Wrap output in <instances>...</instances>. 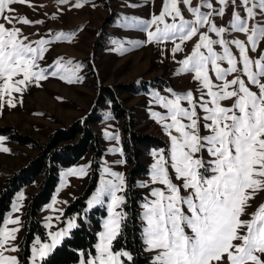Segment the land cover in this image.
Returning <instances> with one entry per match:
<instances>
[{
    "label": "snow or ice",
    "instance_id": "obj_1",
    "mask_svg": "<svg viewBox=\"0 0 264 264\" xmlns=\"http://www.w3.org/2000/svg\"><path fill=\"white\" fill-rule=\"evenodd\" d=\"M67 2L60 0L61 4ZM84 2L76 0L74 6L80 8ZM214 2L218 8L208 0H201L197 6H193V0H163L161 11L151 17L145 29L148 43H172L173 56L183 52L182 46L187 42L195 41L190 54L179 61L178 71L194 74L200 93L196 96L188 90L177 94L168 88L172 98L159 92L153 95L167 112H153L152 117L168 135L170 150L153 153L150 183L163 187L150 188L151 199L146 198L142 205L146 250L155 253L152 264H264V204L249 219H242L249 202L264 192V54L257 59L248 54L249 50L257 52L264 41V21L257 20L258 14L264 16V0ZM17 3L33 6L31 0H0V112L6 106L15 108L17 103L22 104L23 92L30 85L41 87L40 82L49 76H59L69 83L79 79L80 65L72 66L70 60H56L51 72L41 67L47 45L70 41L72 37L60 32L51 39L30 40L15 25L43 21L17 18L11 7ZM181 4L193 19L185 18ZM228 7L233 9L230 29L244 34L245 40L225 39L229 28L218 27L214 22L213 17H223ZM241 7L244 17L237 10ZM216 46L222 54L215 50ZM230 46L238 50L239 59ZM15 94H20L19 100ZM228 100L233 101L231 106L223 103ZM5 139L0 136V152L7 153ZM104 171L113 179L102 180L88 204L91 208L102 204L105 196L110 197L108 218L96 246L97 255L83 264H123L121 257L132 260L127 251L112 250V242L120 235L126 219V198L119 195L126 190L125 177L108 168ZM83 174V167L65 173ZM174 179L180 183H174ZM18 200H23V196ZM19 210V205L14 207V211ZM19 223L18 219L9 218L0 228V264H19L16 256L6 255L18 251L14 241L20 230L7 225ZM75 226L69 221L67 229L50 232V243L37 239L32 264L43 261Z\"/></svg>",
    "mask_w": 264,
    "mask_h": 264
},
{
    "label": "rangeland",
    "instance_id": "obj_2",
    "mask_svg": "<svg viewBox=\"0 0 264 264\" xmlns=\"http://www.w3.org/2000/svg\"><path fill=\"white\" fill-rule=\"evenodd\" d=\"M208 2L213 3L214 8L219 7L214 0H208ZM75 3L76 0H68L64 4H61L60 0H31L32 7L19 3L11 6L17 18H27L33 22L43 21V23H33L32 25H15L21 28L24 35L28 36L30 40L51 39L60 32L72 37L70 41L61 40L47 45L48 51L45 53V59L40 61L41 67L47 68L51 72L54 70L55 61L62 58V62L72 61V66L79 64L80 69L77 72L79 79L72 83L60 79L59 76H49L47 80L40 82L41 87L30 85L22 94V104L17 103L15 108L6 106L0 112V129L8 131L6 134L0 132V136L6 138L3 146L9 149L7 153L0 152V190L8 175L25 166L37 155L36 148L11 142L10 134L28 136L36 144H45L52 132L67 128L76 120L83 119L91 111L100 88H113L117 91L125 108L135 118V130L142 134L152 135L167 145L165 149H145L142 161L147 165L148 172L144 177L138 178L135 183V188L140 190L142 195L138 205L142 253L145 256H150L152 260L155 253L146 250L147 245L143 237V228L146 225L142 220V205L146 198L151 199L150 188L163 187L150 183L151 165L155 162L153 153L161 151L167 153L170 150L168 135L162 125L152 117L153 112H159L162 115H166L167 112L154 101L153 95L159 92L163 96L172 98L166 91L168 88L173 89L177 94H185L188 90H192L194 95H200L197 92L199 85L193 80L194 74H180L178 71L181 67L179 61L190 54L195 41L187 42L182 46L184 51L176 53L175 56L171 52L172 43L147 42L145 29L148 27L151 17L158 15L161 11L163 0H86L80 8H76ZM200 3L201 0H193V6ZM180 7L186 19H193L182 4ZM201 10L209 11L205 8ZM237 10L242 17L245 16L243 7ZM232 11V7H228L223 17L214 16L213 20L218 27L229 28L225 39L245 40L244 34L230 29ZM257 20L264 21V16L258 14ZM211 35L213 39H218L214 34ZM230 47L233 54L239 59L238 50L235 46ZM215 50L222 54V49L219 46H216ZM248 54L252 59H257L259 55L264 54V41L260 42L257 52L249 50ZM222 66L227 67V64L223 63ZM231 78L232 76L228 77V79ZM130 84L139 91L130 94L117 89L119 85ZM253 91L256 89L253 88ZM15 95L19 100L20 94ZM223 103L226 106H231L233 101L228 100ZM182 105L187 106L186 102H182ZM100 112L103 115L102 122L94 127L101 136L102 149V155L98 160V178L95 189L86 199V205L81 211L66 214L67 206L75 198L81 196L89 185L92 175L91 154H87L74 166L58 170L55 190L49 202L39 210L38 218L42 236L35 235L31 241L28 264H32V249L36 246L37 239L41 243H50L49 233L67 229L69 221H72L76 226L67 232L57 246L61 245L64 239L69 238L71 232L78 228L82 222L95 235L94 252L87 257L80 253L78 261L74 264H83L97 255L96 246L100 242V234L104 231V223L108 218L110 197L105 196L102 204L91 208L88 202L100 188L102 180L113 179L105 173V168H108L110 172L122 174L124 177L128 169L121 147L120 124L113 120L109 105L102 107ZM81 167L85 169V174L65 175L69 170ZM40 180L41 178L31 187L16 192L9 209L3 216L0 228L4 227V222L9 218L20 221L18 225H7L9 229L19 227L20 230L14 241L18 251L6 253V255L16 256L18 259V246L24 235L26 207L31 195L37 192ZM174 183L179 184L180 181L174 179ZM144 184H149V187H143ZM21 195L23 200H18ZM119 195H124V192ZM249 203L250 207L246 209L247 214L242 219H249L251 214L261 204H264V192L258 193L255 199ZM17 205L20 210L14 211V207ZM58 216L59 219H57ZM96 221H98V228L94 226ZM49 225L51 226L49 227ZM112 250L114 253L120 251L129 253L128 250H114L113 242ZM121 260L123 263L128 261L125 257H121Z\"/></svg>",
    "mask_w": 264,
    "mask_h": 264
},
{
    "label": "trees",
    "instance_id": "obj_3",
    "mask_svg": "<svg viewBox=\"0 0 264 264\" xmlns=\"http://www.w3.org/2000/svg\"><path fill=\"white\" fill-rule=\"evenodd\" d=\"M117 89L130 94L139 91L132 84L119 85ZM105 105H109L113 120L120 124L121 147L124 162L128 167L125 174L126 203L123 207L126 219L123 221L120 235L113 241V249L129 251L132 260L124 261L123 264H152L151 257L142 253L138 209L142 195L141 191L135 188V183L148 172L147 165L142 161L145 149H165L167 145L152 135L136 131L135 118L125 108L117 91L109 87L100 88L94 107L83 119L76 120L65 129L52 132L45 144H36L28 136L9 135L11 142L36 148L37 155L6 177L0 190V224L15 193L31 187L41 178L37 192L31 195L26 207L24 235L18 246L19 264H28L29 245L35 235L42 236L39 210L49 202L57 185V172L60 168L74 166L87 154H91L92 175L89 185L81 196L67 206L66 214L81 211L86 205V199L95 189L102 149L101 136L94 127L102 122L103 115L100 111ZM0 130L3 134L8 133L3 131L5 129ZM94 226L98 228V221L94 222ZM95 240L94 233L81 222L80 226L71 232L70 237L64 239L41 264H74L78 261L80 253L87 257L94 252Z\"/></svg>",
    "mask_w": 264,
    "mask_h": 264
}]
</instances>
